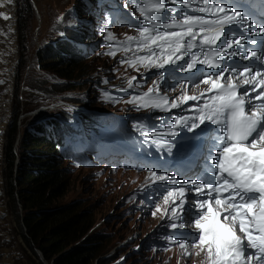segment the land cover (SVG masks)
<instances>
[{"label": "snow or ice", "instance_id": "obj_1", "mask_svg": "<svg viewBox=\"0 0 264 264\" xmlns=\"http://www.w3.org/2000/svg\"><path fill=\"white\" fill-rule=\"evenodd\" d=\"M135 2L140 5L138 11L145 23L138 28L139 37H127L124 50L130 51L135 44L137 52L147 50L148 54L121 63L134 68L137 63L163 68L183 61L189 51L205 46L202 55L193 53L180 69L189 71L199 64L220 70L215 75L202 73L194 84L197 88L200 84L208 85L206 92L210 95H189L186 85H181L183 93L170 102L167 96L159 95L156 85L142 97L129 101H139L140 107L171 111L181 103L203 100L196 108V116L176 117L167 135L178 136L176 129L181 127L188 131L200 129L201 133L208 129L210 138L215 133L213 146L219 150L209 157L203 177L181 180L167 173H150L154 183L174 186L161 193L164 204L171 205L164 209L171 221L167 226L173 230L166 239L169 244L178 243L185 255H190L189 247L198 249L197 256L204 253L206 259L202 264H264V50L259 55L254 50H245L247 43L259 41H249L247 35L231 31L236 26L242 33H249V21L246 15L228 7L226 0ZM168 4H179L197 14L181 13L180 8H167ZM0 16L10 19L4 13ZM226 27L230 29L227 33ZM260 32L264 34V27ZM107 38L115 39L110 32ZM227 57L250 60L259 67L229 68L225 66ZM133 80L135 77L128 81L130 88ZM189 192L196 197L190 206L197 214L186 224L182 217ZM154 209L153 216L161 211L160 204L156 203ZM186 227L194 229L189 233L191 239L183 233L175 235L178 229Z\"/></svg>", "mask_w": 264, "mask_h": 264}, {"label": "rangeland", "instance_id": "obj_2", "mask_svg": "<svg viewBox=\"0 0 264 264\" xmlns=\"http://www.w3.org/2000/svg\"><path fill=\"white\" fill-rule=\"evenodd\" d=\"M87 1L92 3L93 0ZM14 2L16 3V0ZM31 3L36 12L34 15L33 12L24 13L25 28L21 46L16 22L15 30L7 32L0 29L2 31H0V69L2 67L1 74H3H0V81H3L0 83V109L5 100L9 103L10 109L7 133L4 134L7 143L4 151L0 152V169L2 170L0 198L4 196L3 200L6 201L9 211L7 224L0 225V234L3 237L0 240V261L4 259L7 250L12 251L11 264H39L20 236L21 227L5 187L6 150L15 108L19 107L20 111L21 133L42 124L47 118H53L56 122L71 126L69 130L79 134L77 137L88 139L91 135L98 133L102 126L90 129L83 123L85 118L87 123L92 119L101 121L104 112L111 108L127 111L126 103L112 104L114 94L110 89L119 79L132 76L129 70L125 69L124 63H121L123 61L121 55L109 54V48L103 44L107 36L102 31L96 35L93 41V53L85 59L83 64L84 72L89 71L87 77L76 82L69 81L74 89L53 92L54 86L60 87L66 84L67 80L54 78L49 72L42 70L35 60V52L42 43L54 44L59 38L66 39L76 35L78 28L83 26L79 25L81 18L87 15L84 9H78L80 5L78 0H31ZM69 9L72 13L67 12ZM71 14L73 17H70ZM90 22L94 21L90 20ZM106 29H110L111 33L118 32V29L112 26ZM83 33L88 36L89 32L83 28ZM24 40L26 42L23 43ZM13 61L15 63L11 68L10 64ZM27 62L28 64L25 65ZM12 69H14L13 72ZM130 70L140 69L130 68ZM7 72L11 76L8 81ZM21 76L22 88L18 91L17 81ZM60 103L67 105L80 103L92 112L82 118L75 116L71 112L72 109H53ZM91 138L94 137L91 136ZM71 145L81 148L75 143ZM61 164L66 169L65 178L69 190L58 203L79 205L92 212L95 229L103 231L102 234L109 240L107 258L118 264H202L205 261L204 253L195 255L198 249L190 248L188 251L190 255L184 260L176 252L165 255L162 253L159 234L166 229L165 222L159 217L150 215L133 196L135 190L133 188L141 182L136 178L143 175L127 172L113 173L102 163L92 161L86 165L79 161H71V157L62 160Z\"/></svg>", "mask_w": 264, "mask_h": 264}, {"label": "trees", "instance_id": "obj_3", "mask_svg": "<svg viewBox=\"0 0 264 264\" xmlns=\"http://www.w3.org/2000/svg\"><path fill=\"white\" fill-rule=\"evenodd\" d=\"M16 6L21 46L24 13L33 12L34 15L35 11L31 0H16ZM81 37L79 35L76 39L83 41ZM68 42L59 38L54 44L42 43L35 52V60L42 70L54 78L67 80L60 87L53 85V92L74 89L69 81L84 80L89 74V71L84 72L85 62L77 44ZM21 79L22 76L17 81L18 91L22 88ZM19 117L17 107L11 121L4 176L7 195L16 212L20 236L26 247L39 264H112L113 261L106 258L109 240L103 231L95 229L92 212L79 205L58 203L68 193L69 186L66 169L61 164L64 158L58 153L60 143H54L43 133L48 119L21 133Z\"/></svg>", "mask_w": 264, "mask_h": 264}, {"label": "bare ground", "instance_id": "obj_4", "mask_svg": "<svg viewBox=\"0 0 264 264\" xmlns=\"http://www.w3.org/2000/svg\"><path fill=\"white\" fill-rule=\"evenodd\" d=\"M14 3H15L14 0H12V3H10V4L7 3V0H1L0 1V5H3V6H0V13H4V14H6V15H8L10 17V19L5 20V19H3L2 16H0V29L1 30H6L7 32L8 31H11L12 29L15 30L14 29V24H15V8H14ZM14 42H15V40H14ZM13 56H14V54H13ZM15 61H16V59H15ZM14 63L15 62L13 61V63L10 64V67L11 68L13 67V64ZM128 67L133 68V69H140L138 65H136V67L134 68V67L130 66V64H129ZM1 69H2V67H1ZM1 69H0V74H1V71H2ZM13 71H14V69H12V72ZM1 75H3V74H1ZM7 77H8L7 78V81H8L9 80V77H11V76H9V73L8 72H7ZM5 78L6 77H4V79ZM9 84H11V83H9ZM2 95H6V94H2ZM3 98H4V96H3ZM3 104H2L1 109H0V152H3L4 151L5 144L7 143V140H5V138H4V134L7 133L8 116H9V110H10L9 109V103L6 100H5V102H3ZM144 115H145L144 113H141L139 115V117H142ZM121 154H122V151H118V155H121ZM0 168H1V166H0ZM136 175H142V174H136ZM0 178H2V170L1 169H0ZM1 189H2V187L0 185V191H1ZM3 199H4V196L0 198V220H1L0 221V225L1 226L6 225L7 222H8V219H9L8 218V212L9 211H8L7 203ZM9 223H11V222H9ZM6 228H8V227H6ZM3 231H4V229H3ZM2 238L3 237L0 234V240H2ZM12 257H13L12 251H8L7 250V253L5 254L4 259H2L0 261V264H11L12 263Z\"/></svg>", "mask_w": 264, "mask_h": 264}]
</instances>
